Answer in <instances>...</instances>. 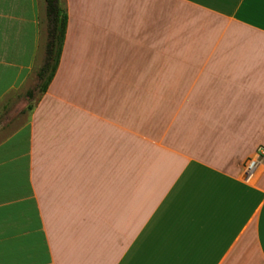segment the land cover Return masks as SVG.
Instances as JSON below:
<instances>
[{"label": "crops", "instance_id": "1", "mask_svg": "<svg viewBox=\"0 0 264 264\" xmlns=\"http://www.w3.org/2000/svg\"><path fill=\"white\" fill-rule=\"evenodd\" d=\"M59 5L35 97L44 2L0 0V264H264V0Z\"/></svg>", "mask_w": 264, "mask_h": 264}, {"label": "trees", "instance_id": "2", "mask_svg": "<svg viewBox=\"0 0 264 264\" xmlns=\"http://www.w3.org/2000/svg\"><path fill=\"white\" fill-rule=\"evenodd\" d=\"M43 2L47 28L44 64L36 75L40 82V94L46 91L56 71L66 26V15L59 5V0H43Z\"/></svg>", "mask_w": 264, "mask_h": 264}, {"label": "rangeland", "instance_id": "3", "mask_svg": "<svg viewBox=\"0 0 264 264\" xmlns=\"http://www.w3.org/2000/svg\"><path fill=\"white\" fill-rule=\"evenodd\" d=\"M42 23H43V28L44 30L46 31V28H47V21L45 20V17L42 18ZM45 35V34H44ZM46 36L43 37V39L45 40ZM34 81V86L32 85V82ZM30 85L32 86V89L35 90V93H34V96L37 97V89L39 90V86H40V83L37 82V80L35 78H32V81L30 83ZM39 92V91H38ZM34 97V98H35ZM10 108L7 110V114H16V113H19V112H14V111H20L21 108L24 109V113L26 112L27 109H29L31 106H32V102L33 100H29V99H26L25 95L23 93H19V94H14L12 95L10 98ZM22 103V105L20 104ZM20 104V105H18ZM16 105H18L19 107H16ZM22 106V107H21ZM19 114H23V112H20ZM22 116H20L21 118ZM8 118V117H7ZM16 118V117H15ZM9 119V118H8ZM7 120V119H6Z\"/></svg>", "mask_w": 264, "mask_h": 264}, {"label": "built area", "instance_id": "4", "mask_svg": "<svg viewBox=\"0 0 264 264\" xmlns=\"http://www.w3.org/2000/svg\"><path fill=\"white\" fill-rule=\"evenodd\" d=\"M264 163V149L258 152L256 158L248 160L245 165V173L247 175L253 174L260 164Z\"/></svg>", "mask_w": 264, "mask_h": 264}]
</instances>
